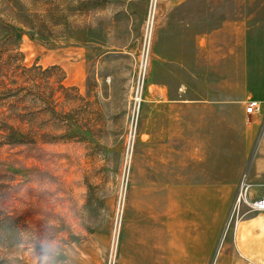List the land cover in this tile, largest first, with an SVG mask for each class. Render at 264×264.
Segmentation results:
<instances>
[{
	"label": "rangeland",
	"instance_id": "374dc122",
	"mask_svg": "<svg viewBox=\"0 0 264 264\" xmlns=\"http://www.w3.org/2000/svg\"><path fill=\"white\" fill-rule=\"evenodd\" d=\"M210 15L263 19L264 0H0V264L45 251L50 264H119L147 225L199 199L218 210L213 264H227L228 213L262 171L184 186L210 158L186 154L179 124L164 132L147 91L148 63L176 62Z\"/></svg>",
	"mask_w": 264,
	"mask_h": 264
},
{
	"label": "crops",
	"instance_id": "0c3cea01",
	"mask_svg": "<svg viewBox=\"0 0 264 264\" xmlns=\"http://www.w3.org/2000/svg\"><path fill=\"white\" fill-rule=\"evenodd\" d=\"M201 21L192 47L181 44L176 62L168 64L159 55L153 74L148 63V102L153 111L158 108V122L171 138V124H179L187 155L210 158L195 160L194 171L204 173L183 179L184 186H237L245 171L258 169V179L243 178L246 187L259 188L246 202L264 198V18L210 15ZM249 101L258 106L248 115L244 108ZM252 154L260 157L251 165ZM218 156L236 158L220 167ZM247 203L236 204L227 216V264H264V212L250 211ZM186 205L183 216L171 217L168 226L147 225L145 238L133 240L119 264H213L219 248L218 210L204 208L201 199Z\"/></svg>",
	"mask_w": 264,
	"mask_h": 264
},
{
	"label": "built area",
	"instance_id": "2783aa9c",
	"mask_svg": "<svg viewBox=\"0 0 264 264\" xmlns=\"http://www.w3.org/2000/svg\"><path fill=\"white\" fill-rule=\"evenodd\" d=\"M257 102L256 101H249L247 105L244 108V112L246 114H253L254 110L257 108ZM247 190V188H246ZM247 206L250 211L253 212H264V198H259L256 200H253L251 202L247 203Z\"/></svg>",
	"mask_w": 264,
	"mask_h": 264
},
{
	"label": "clouds",
	"instance_id": "9594fccd",
	"mask_svg": "<svg viewBox=\"0 0 264 264\" xmlns=\"http://www.w3.org/2000/svg\"><path fill=\"white\" fill-rule=\"evenodd\" d=\"M51 257L45 251L40 256L36 257L35 264H50Z\"/></svg>",
	"mask_w": 264,
	"mask_h": 264
}]
</instances>
